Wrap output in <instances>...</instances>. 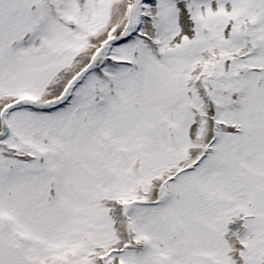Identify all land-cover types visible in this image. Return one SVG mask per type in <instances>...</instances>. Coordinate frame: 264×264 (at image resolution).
Segmentation results:
<instances>
[{"label":"snow or ice","instance_id":"obj_1","mask_svg":"<svg viewBox=\"0 0 264 264\" xmlns=\"http://www.w3.org/2000/svg\"><path fill=\"white\" fill-rule=\"evenodd\" d=\"M0 264H264V0H0Z\"/></svg>","mask_w":264,"mask_h":264}]
</instances>
